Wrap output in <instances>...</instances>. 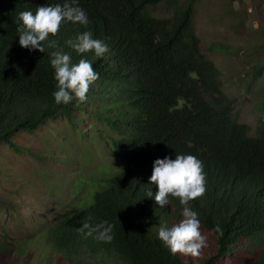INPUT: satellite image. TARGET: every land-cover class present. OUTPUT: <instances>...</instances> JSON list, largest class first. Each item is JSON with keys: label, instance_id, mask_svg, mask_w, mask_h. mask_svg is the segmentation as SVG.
Here are the masks:
<instances>
[{"label": "trees", "instance_id": "1", "mask_svg": "<svg viewBox=\"0 0 264 264\" xmlns=\"http://www.w3.org/2000/svg\"><path fill=\"white\" fill-rule=\"evenodd\" d=\"M162 1L76 0L89 24L63 22L41 53L19 45L18 14L35 15L40 6L71 0H0V144L28 151L30 137L50 120L60 117L70 126L95 125L94 120L106 125L111 148L124 164L110 165L106 177L76 184L75 193L69 189L68 209L31 233L33 249L38 241L43 244L37 264L44 251L47 264H89L75 260L82 251L90 257L115 255L122 264H264V103L251 134L233 113L219 68L202 51L195 0L179 3L166 18L151 11ZM85 31L107 44L102 57L78 54L67 43ZM50 41L54 47H47ZM53 51L69 54L73 64L82 58L92 62L99 78L84 103H55ZM253 71L262 74L264 63ZM176 154L196 156L206 175L205 194L189 205L207 236V247L196 258L173 256L158 238L162 224L171 228L183 219V206L169 197L160 208L149 179L156 159ZM150 190L153 196L147 197ZM105 220L115 226L110 243L80 232L84 222ZM216 225L223 235L212 231Z\"/></svg>", "mask_w": 264, "mask_h": 264}, {"label": "rangeland", "instance_id": "2", "mask_svg": "<svg viewBox=\"0 0 264 264\" xmlns=\"http://www.w3.org/2000/svg\"><path fill=\"white\" fill-rule=\"evenodd\" d=\"M183 1L164 0L151 8L152 14L169 17ZM194 26L202 51L220 70L222 89L233 100L234 115L253 134L264 103V71L257 76L253 71L264 63V0H195ZM92 121L95 125L70 126L60 117L50 120L36 137H30L28 151L17 152L7 143L0 144V264H37L35 257L43 244L36 241L39 248L33 249L31 233L68 209L76 184L106 177L110 165L124 166L111 148L106 125ZM99 189L98 185L92 191ZM30 248L35 251L28 253ZM42 253L39 264H47L46 252ZM75 260L122 264L115 255L90 257L83 251Z\"/></svg>", "mask_w": 264, "mask_h": 264}, {"label": "clouds", "instance_id": "3", "mask_svg": "<svg viewBox=\"0 0 264 264\" xmlns=\"http://www.w3.org/2000/svg\"><path fill=\"white\" fill-rule=\"evenodd\" d=\"M18 18L19 45L29 50H39L41 53H45L43 42L50 34L55 36L63 22L84 26L89 24L86 11L78 6L76 0L66 2L62 6L60 4L40 6L35 15L31 11H21ZM67 43L78 54L91 53L95 57H102L108 51L107 44L99 39H93L90 31L79 34L75 42L70 40ZM54 46L55 41L47 44L49 48ZM51 57L50 63L55 70L54 79L57 82V90L52 93L55 103L68 104L74 99L78 104L84 103L90 85L99 78L92 62L82 58L78 63L73 64L71 56L63 51H53ZM149 184L156 185L158 189L154 199L160 208L169 204V197L178 198L183 206V219L171 228L162 224L159 227L158 238L173 256L180 253L193 258L199 257L202 249L207 247V236L201 233L198 214L189 205L191 201L202 197L206 192L203 162L190 154H176L175 159L169 157L156 159ZM152 196L150 190L147 197ZM114 227L107 220L95 225L84 222L80 232L84 238L94 236L97 241L110 243L114 239ZM212 231L223 235L219 225H216Z\"/></svg>", "mask_w": 264, "mask_h": 264}]
</instances>
